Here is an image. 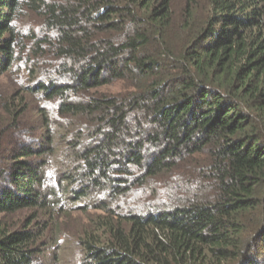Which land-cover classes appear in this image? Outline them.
<instances>
[{
	"label": "trees",
	"instance_id": "16d2710c",
	"mask_svg": "<svg viewBox=\"0 0 264 264\" xmlns=\"http://www.w3.org/2000/svg\"><path fill=\"white\" fill-rule=\"evenodd\" d=\"M8 78L0 264H264V0H0Z\"/></svg>",
	"mask_w": 264,
	"mask_h": 264
},
{
	"label": "rangeland",
	"instance_id": "374dc122",
	"mask_svg": "<svg viewBox=\"0 0 264 264\" xmlns=\"http://www.w3.org/2000/svg\"><path fill=\"white\" fill-rule=\"evenodd\" d=\"M15 87H16V81L8 78L5 81L0 83V93L4 92V91H13L12 89ZM48 106L51 107V104L48 103ZM0 119H2V118H0ZM135 199H137L136 196H135ZM127 206H128V204L123 205V210H125ZM28 215H29L28 212L23 211V212H19L17 214L8 216L7 220L9 222V224L17 225V227H18L20 225V223L23 222V220H25L28 217ZM70 218H72V224L74 226H79L80 222H84L86 220V218L84 216L80 215V213H78L76 211L72 213ZM64 233L68 235L66 239H69L71 241L74 240V238H73L74 235L69 236V234H70L69 231H65ZM65 234H63L64 237H66ZM49 236H50V234H49ZM64 237H62V240L64 239ZM49 242H51V245L46 249L47 250L46 251L47 260L52 259V258L54 259L55 256L57 255V250H58V248L52 246L53 241H51V239H49ZM67 254L68 255L65 258V260L67 261L66 264H68V263L70 264V263H74V262L79 261L80 254H82V253H81V251H78L77 247H73V249L71 248V249H69V251H67ZM45 260L46 259H41L36 264H46L47 262Z\"/></svg>",
	"mask_w": 264,
	"mask_h": 264
}]
</instances>
